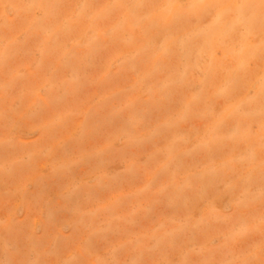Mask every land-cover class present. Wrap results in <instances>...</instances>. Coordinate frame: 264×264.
Masks as SVG:
<instances>
[{
  "label": "rangeland",
  "instance_id": "rangeland-1",
  "mask_svg": "<svg viewBox=\"0 0 264 264\" xmlns=\"http://www.w3.org/2000/svg\"><path fill=\"white\" fill-rule=\"evenodd\" d=\"M0 264H264V0H0Z\"/></svg>",
  "mask_w": 264,
  "mask_h": 264
}]
</instances>
